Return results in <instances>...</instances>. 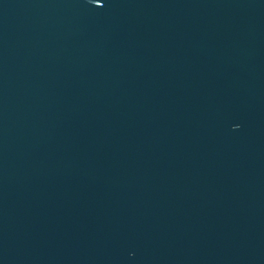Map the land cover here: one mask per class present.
<instances>
[{"label": "water", "instance_id": "obj_1", "mask_svg": "<svg viewBox=\"0 0 264 264\" xmlns=\"http://www.w3.org/2000/svg\"><path fill=\"white\" fill-rule=\"evenodd\" d=\"M0 264H264V0H0Z\"/></svg>", "mask_w": 264, "mask_h": 264}]
</instances>
